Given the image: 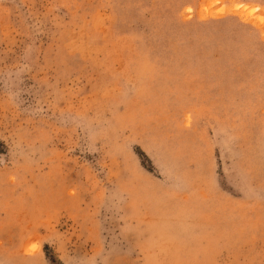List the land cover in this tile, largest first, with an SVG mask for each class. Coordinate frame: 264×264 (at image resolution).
<instances>
[{
	"label": "rangeland",
	"instance_id": "1",
	"mask_svg": "<svg viewBox=\"0 0 264 264\" xmlns=\"http://www.w3.org/2000/svg\"><path fill=\"white\" fill-rule=\"evenodd\" d=\"M0 264H264V0H0Z\"/></svg>",
	"mask_w": 264,
	"mask_h": 264
}]
</instances>
